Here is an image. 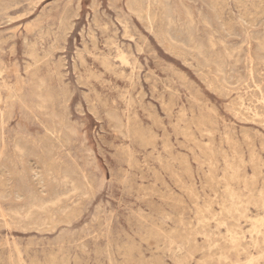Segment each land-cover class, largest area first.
<instances>
[{
    "label": "rangeland",
    "instance_id": "1",
    "mask_svg": "<svg viewBox=\"0 0 264 264\" xmlns=\"http://www.w3.org/2000/svg\"><path fill=\"white\" fill-rule=\"evenodd\" d=\"M263 34L264 0H0V264H264Z\"/></svg>",
    "mask_w": 264,
    "mask_h": 264
},
{
    "label": "bare ground",
    "instance_id": "2",
    "mask_svg": "<svg viewBox=\"0 0 264 264\" xmlns=\"http://www.w3.org/2000/svg\"><path fill=\"white\" fill-rule=\"evenodd\" d=\"M141 1H143V0H141ZM158 1V0H157ZM173 2V1H172ZM134 3V2H133ZM137 3V2H136ZM159 3V2H158ZM161 3V2H160ZM147 4V3H146ZM165 4H167V3H165ZM137 5V4H136ZM135 4H134V6H136ZM150 5V4H149ZM148 5V6H149ZM144 6V5H143ZM172 6H173V4H172ZM184 6V5H183ZM216 6V5H215ZM137 7V6H136ZM139 7H141V6H139ZM168 7V5L166 6V8ZM138 8V7H137ZM165 8V7H164ZM173 8H174V6H173ZM186 8V7H185ZM136 9V8H135ZM143 9V8H142ZM146 9V8H145ZM212 9V8H211ZM132 10V9H131ZM131 10H129V12H131ZM134 10V9H133ZM164 10H167V9H164ZM163 10V11H164ZM177 10V9H176ZM188 10V9H187ZM144 11V10H143ZM167 11H169V9L167 10ZM166 11V12H167ZM172 11V10H171ZM218 11V10H217ZM165 12V13H166ZM173 12V11H172ZM190 12H191V10H190ZM132 13H134V12H132ZM164 13V12H163ZM191 13H193V12H191ZM76 14V13H75ZM171 14V13H170ZM187 15H188V13H186ZM179 15V14H178ZM245 15V14H244ZM169 16V15H168ZM177 16V15H176ZM190 16H192V14L190 15ZM170 17V16H169ZM173 17V16H172ZM189 16H187V18H188ZM168 18V17H167ZM177 18V17H176ZM139 19V18H138ZM192 19V18H191ZM209 19V18H208ZM176 20H178V18L176 19ZM190 20V19H189ZM207 20V19H206ZM237 20V19H236ZM140 21H142V20H140ZM144 21H146V20H144ZM167 21H168V19H167ZM170 21V20H169ZM169 21L167 22V23H169ZM174 21V20H173ZM143 22V21H142ZM141 22V23H142ZM188 22V21H187ZM191 24L193 23V19H192V21H189ZM206 22V21H205ZM209 22V21H208ZM160 23V22H159ZM179 23V22H178ZM249 23V22H248ZM145 24V23H144ZM173 25H174V23H172ZM188 24V23H187ZM164 25V24H163ZM167 25V24H166ZM180 25V24H179ZM151 26V25H150ZM191 26V25H190ZM169 27V26H168ZM182 27V26H181ZM185 27V26H184ZM148 28V27H147ZM179 28V27H178ZM126 29V28H125ZM159 29H160V27H159ZM187 30V29H186ZM151 31V30H150ZM161 31V30H160ZM167 31V30H166ZM165 32V31H164ZM249 32V31H248ZM160 33V32H159ZM168 33V32H167ZM260 33V32H259ZM166 34V33H165ZM247 34V33H246ZM258 34V33H257ZM189 35H191V34H189ZM258 35H260V34H258ZM164 37H165V35H163ZM170 36V35H169ZM168 36V37H169ZM192 36V35H191ZM255 36V35H254ZM262 36H264V34L262 35ZM160 38V37H159ZM213 38V37H212ZM258 38V37H257ZM260 38H261V36H260ZM263 38V37H262ZM165 39V38H164ZM189 39H190V37H189ZM214 39V38H213ZM251 39V38H250ZM253 39V38H252ZM251 39V40H252ZM167 40V39H166ZM247 40H249V39H247ZM173 41H175V40H173ZM213 41V40H212ZM255 41H256V39H255ZM178 42V41H177ZM192 42V41H191ZM198 42V41H197ZM214 42V41H213ZM244 42V41H243ZM242 42V43H243ZM257 42V41H256ZM261 42V41H260ZM259 42V40H258V44L260 43ZM167 43V42H166ZM169 43V42H168ZM194 43H195V41H194ZM263 43V45H264V42H262ZM180 44V43H179ZM181 44H182V42H181ZM191 44H193V42L191 43ZM202 44V43H201ZM210 44H211V41H210ZM212 44H214V43H212ZM261 44V43H260ZM170 45V44H169ZM172 45V44H171ZM242 45V44H241ZM263 45H262V48L261 49H263ZM174 46V45H173ZM194 46H195V44H194ZM212 47H213V45H211ZM186 47V46H185ZM189 47H191V46H189ZM203 47V46H202ZM202 47H200V48H202ZM205 47V46H204ZM214 47H215V45H214ZM214 47H213V49H214ZM258 47V49L260 50V46H257ZM191 49V48H190ZM195 49V48H194ZM206 49V48H205ZM238 49H240V48H238ZM202 50V49H201ZM249 50V49H248ZM198 51V50H197ZM205 52V51H204ZM227 52V51H226ZM249 52V51H248ZM247 52V53H248ZM260 52H262V51H260ZM124 53V52H123ZM216 53H218V51L216 52ZM215 53V51H214V54H216ZM196 54V53H195ZM237 54V53H236ZM252 54H253V52H252ZM226 55V54H225ZM254 55V54H253ZM255 55H256V52H255ZM259 55V54H258ZM260 55H262V54H260ZM187 56V55H186ZM201 56V55H200ZM203 56H204V54H203ZM208 57L210 56V55H207ZM218 56H219V53H218ZM228 56V55H227ZM229 56H230V53H229ZM264 56V55H263ZM215 56H213V58H214ZM254 57V56H253ZM260 56H258V58H259ZM213 58H211V60L213 59ZM261 58V57H260ZM264 58V57H263ZM263 58L261 59V60H263ZM205 58H203L202 60H204ZM251 59V58H250ZM2 60V59H1ZM220 60V59H219ZM226 60V59H225ZM223 61V60H222ZM222 61H220V64H221V62ZM213 62V61H212ZM211 62V63H212ZM237 62V61H236ZM223 64V63H222ZM213 65H214V63H213ZM204 66V65H203ZM207 66V65H206ZM211 66V65H210ZM210 66H208V67H210ZM207 67V68H208ZM219 67H221V66H217L216 68L219 70ZM213 68V67H212ZM251 68V67H250ZM137 70V69H136ZM213 70H215V69H213ZM259 70V69H258ZM219 72V71H218ZM220 72H222L221 70H220ZM214 73H216V72H214ZM261 73V72H260ZM257 74V73H256ZM215 75V74H214ZM223 75H224V73H223ZM218 76V75H217ZM250 77H251V75H250ZM137 79V78H136ZM221 79V78H220ZM226 79V78H225ZM228 79V78H227ZM212 80V79H211ZM252 80V79H251ZM262 80V79H261ZM41 81V80H40ZM237 81V80H236ZM259 82V81H258ZM227 83H228V81H227ZM135 84V83H134ZM219 84V83H218ZM223 84H225V83H223ZM229 84V83H228ZM250 85V84H249ZM241 86V85H240ZM259 86H260V83H259ZM210 87V86H209ZM226 87V86H225ZM230 87V86H229ZM262 87H263V85H262ZM9 88H11V87H9ZM29 88V87H28ZM31 88V87H30ZM39 88H40V86H39ZM45 89V88H44ZM236 89V88H235ZM259 89V88H258ZM14 91V90H13ZM228 92V91H227ZM258 92V91H257ZM12 93V92H11ZM39 93H40V90H39ZM250 93V92H249ZM36 94V93H35ZM41 94V93H40ZM45 94V93H44ZM259 94V93H258ZM257 94V95H258ZM38 95V93L36 94V96ZM35 96V95H34ZM253 96V95H252ZM256 96V95H255ZM37 97H39V96H37ZM43 97V96H42ZM45 97V96H44ZM258 97H260V96H258ZM13 98V97H12ZM19 98V97H18ZM40 98V97H39ZM47 98H48V95H47ZM234 98V97H233ZM240 98H242V97H240ZM257 98V97H256ZM261 100H262V103L264 104V92H263V90L261 91ZM36 99V98H35ZM48 99H50V97L48 98ZM258 99V98H257ZM20 100V99H19ZM32 100V99H31ZM261 100H258V101H261ZM24 101H26V100H24ZM41 101V100H40ZM50 101V100H49ZM256 101V100H255ZM44 102V101H43ZM42 102V103H43ZM68 102V101H67ZM242 102H244V101H242ZM45 103V102H44ZM241 103V102H240ZM256 103V102H255ZM261 103V102H260ZM24 104V103H23ZM237 104V103H236ZM263 104H261V105H263ZM28 105V104H27ZM238 105V104H237ZM39 106L41 107V104H39ZM37 107V106H36ZM113 109V108H112ZM234 109V108H233ZM254 109V108H253ZM228 110V109H227ZM247 110V109H246ZM51 111V110H50ZM6 112V111H5ZM5 112L3 111V110H1V108H0V132H2V130H3V128L5 127V123H6V114H5ZM235 114V113H234ZM255 114V113H254ZM264 114V113H263ZM21 115V114H20ZM48 115V114H47ZM35 116V115H34ZM41 116V115H40ZM9 117V116H8ZM7 117V118H8ZM23 117V116H22ZM116 119V118H115ZM245 121V120H244ZM37 122H38V120H37ZM61 122V121H60ZM25 123V122H24ZM259 124V123H258ZM50 125V124H49ZM70 125V124H69ZM51 127V126H50ZM205 127V126H204ZM69 128V127H68ZM207 128V127H206ZM204 132V131H203ZM18 134V133H17ZM200 134V133H199ZM191 136V135H190ZM27 137V136H26ZM25 137V138H26ZM22 139H23V137H22ZM27 139V138H26ZM29 139H30V137H29ZM249 139V138H248ZM17 140V139H16ZM28 140V139H27ZM49 140V139H48ZM196 140V139H195ZM17 142V141H16ZM23 142V141H22ZM27 143H28V141H26ZM33 142V141H32ZM39 142V141H38ZM57 142V141H56ZM227 142V141H226ZM14 143H15V141H14ZM25 143V142H24ZM31 143V142H30ZM34 143V142H33ZM29 144V143H28ZM36 144V143H35ZM46 144V143H45ZM219 144V143H218ZM37 146V145H36ZM48 146V145H47ZM50 146H52V145H50ZM15 147L17 148V150L19 151V152H23L24 151V146L23 145H21L19 142L18 143H16V145H15ZM38 147V146H37ZM46 147V146H45ZM215 147V146H214ZM213 147V148H214ZM32 148V147H31ZM48 148V147H47ZM27 149V148H26ZM36 149V148H35ZM45 149V148H44ZM48 149H50V148H48ZM38 150V149H37ZM40 150V149H39ZM26 152H27V150H25ZM29 152V151H28ZM41 152V151H40ZM47 152H48V150H47ZM84 152V151H83ZM92 152V151H91ZM49 153V152H48ZM48 153H46V154H48ZM18 155H20V154H18ZM52 155V154H51ZM54 155V154H53ZM52 155V156H53ZM210 155V154H209ZM47 156H49V155H47ZM5 157V156H4ZM51 156H49V159L51 160V158H50ZM80 157V156H79ZM89 157V156H88ZM3 158V157H2ZM213 158V157H212ZM53 159V158H52ZM66 161V160H65ZM210 161V160H209ZM43 162V161H42ZM13 163V162H12ZM21 163V162H20ZM45 163V162H44ZM72 163V162H71ZM22 164V163H21ZM67 164V163H66ZM44 165V164H43ZM68 165V164H67ZM83 165V164H82ZM2 166V165H1ZM45 166V165H44ZM62 166H63V164H62ZM61 166V167H62ZM69 166H71V165H69ZM31 167V166H30ZM63 167H65V163H64V166ZM62 167V168H63ZM66 169H67V167H65ZM221 168V167H220ZM34 169V168H33ZM51 169V168H50ZM74 169V168H73ZM64 170V169H63ZM67 170H71V169H67ZM78 170V169H77ZM76 170V171H77ZM223 170V169H222ZM20 171V170H19ZM61 171V170H60ZM34 172V171H33ZM49 172V171H48ZM52 172V171H51ZM19 173H21V171L19 172ZM23 173V172H22ZM40 173V172H39ZM50 173V172H49ZM54 173V172H53ZM69 173V172H68ZM73 173H76V172H74V170H73ZM73 173H71V174H73ZM59 174V173H58ZM57 174V175H58ZM62 174H63V172H62ZM64 174H65V172H64ZM93 174V173H92ZM11 175V174H10ZM22 175V174H21ZM36 175V174H35ZM53 175V174H52ZM66 175H68L67 173L65 174V176ZM103 175V174H102ZM24 177V176H23ZM34 177V176H33ZM77 177V176H76ZM83 177V176H82ZM211 177V176H210ZM2 178V177H1ZM55 178H57V177H55ZM67 178V177H66ZM69 178V177H68ZM78 178V177H77ZM40 179V178H39ZM72 180H73V178H71ZM53 180V179H52ZM62 180V179H61ZM74 180H76V179H74ZM78 180H79V178H78ZM38 181V180H37ZM54 181V180H53ZM60 181V180H59ZM68 181V180H67ZM80 181V180H79ZM5 182V181H4ZM66 182V181H65ZM64 182V183H65ZM69 182H70V180H69ZM76 182V181H75ZM78 182V181H77ZM6 183H7V181H6ZM28 183V182H27ZM41 183V182H40ZM61 183V182H60ZM63 183V182H62ZM79 183V182H78ZM218 183V182H217ZM9 184V183H8ZM69 184V183H68ZM214 184V183H213ZM2 185H3V183L1 184V187H2ZM16 185V184H15ZM72 185V184H71ZM73 185H74V182H73ZM75 185L77 186V184L75 183ZM74 185V186H75ZM85 185V184H84ZM229 185V184H228ZM80 186V185H79ZM78 186V187H79ZM81 186H82V184H81ZM80 186V187H81ZM29 187V186H28ZM73 187V186H72ZM100 187V186H99ZM77 187H75L74 189H76ZM70 189H72V188H70ZM80 189V188H79ZM30 190V189H29ZM40 190H41V188H40ZM228 190V189H227ZM226 190V191H227ZM231 190V189H230ZM45 191V190H44ZM71 191V190H70ZM79 192H80V190H78ZM30 192H31V190H30ZM72 192H73V190H72ZM76 192V191H75ZM83 193H84V191H83ZM14 194V193H13ZM31 194V193H30ZM42 194H44L43 192H42ZM49 194V193H48ZM10 195V194H9ZM34 195V194H33ZM54 195V194H53ZM66 195V194H65ZM68 195V194H67ZM216 195V194H215ZM11 196V195H10ZM10 196H8V197H10ZM62 196V195H61ZM34 197V196H33ZM55 197V196H54ZM59 197V196H58ZM68 197V196H67ZM12 198H13V196H12ZM36 197H34V200H36L35 199ZM4 199V198H3ZM19 199V198H18ZM49 199V198H48ZM54 199V198H53ZM62 198H60V200H61ZM38 200V199H37ZM52 200V199H51ZM57 200V199H56ZM59 200V199H58ZM40 201V200H39ZM63 201V200H62ZM33 201H31V205L34 207V205H36V206H42L43 205V203L42 202H45V200L43 201V199L41 200V202L40 203H37L36 201V203H32ZM56 202V201H55ZM60 202V201H59ZM50 203V202H49ZM48 203V205H53V204H49ZM53 203V202H52ZM44 204H46V202L44 203ZM55 204V203H54ZM31 205L29 204V206H30V208H32L31 207ZM56 205H57V203H56ZM45 206V205H44ZM63 206V205H62ZM49 207V206H48ZM51 207V206H50ZM29 208V207H28ZM42 208H44V207H41L40 208V210L42 209ZM52 208V207H51ZM68 208V207H67ZM33 209V208H32ZM64 209V208H63ZM73 209V208H72ZM14 210H15V208H14ZM14 210H11V211H14ZM17 210V209H16ZM38 210V209H37ZM25 211V210H24ZM198 211V210H197ZM23 212V211H22ZM28 212V211H27ZM26 212V213H27ZM238 212V211H237ZM12 213H14V212H12ZM25 213V212H24ZM23 213V214H24ZM32 212H30V214H31ZM28 214V213H27ZM27 214H24V215H26L27 216ZM33 215V214H32ZM14 216V215H13ZM15 216H19V215H15ZM23 216V215H22ZM41 216V215H40ZM49 216V215H48ZM52 216V215H51ZM180 216V215H179ZM202 216V215H201ZM55 217V216H54ZM21 218V217H20ZM24 218V217H23ZM27 217H25V219H26ZM264 218V217H263ZM262 218V219H263ZM248 219V218H247ZM45 220V219H44ZM208 220V219H207ZM23 221V220H22ZM179 221V220H178ZM206 221V220H205ZM209 221V220H208ZM260 221H258V223H259ZM19 223V222H18ZM33 223V222H32ZM40 223H42V222H40ZM49 223V222H48ZM5 224V223H4ZM45 224V223H44ZM223 224V223H222ZM35 225V224H34ZM219 225V224H218ZM30 226H31V224H30ZM51 226V225H50ZM253 227V226H252ZM258 227V226H257ZM25 228V227H24ZM97 228V227H96ZM237 228V227H236ZM22 229V228H21ZM239 229V228H238ZM54 230V229H53ZM49 231V230H48ZM63 231V230H62ZM187 231V230H186ZM252 233V232H251ZM256 234V233H255ZM234 235H235V233H234ZM237 235V234H236ZM215 236V235H214ZM97 237V236H96ZM204 238V237H203ZM237 238V237H236ZM229 239V238H228ZM230 240H231V238H230ZM234 240V239H233ZM256 241V240H255ZM14 243V242H13ZM82 243V242H81ZM82 245V244H81ZM258 254V253H257ZM251 256V255H250ZM254 256V255H253ZM256 258V257H255ZM253 259V258H252ZM214 260V259H213ZM227 260V259H226ZM250 261V260H249ZM156 262V261H155ZM225 262V261H224ZM248 262V261H247ZM246 263V262H245ZM128 264V263H127ZM184 264V263H183ZM232 264V263H231Z\"/></svg>",
    "mask_w": 264,
    "mask_h": 264
}]
</instances>
